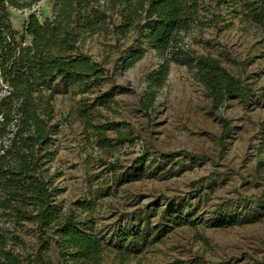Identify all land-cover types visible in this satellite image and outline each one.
Here are the masks:
<instances>
[{
	"label": "rangeland",
	"instance_id": "rangeland-1",
	"mask_svg": "<svg viewBox=\"0 0 264 264\" xmlns=\"http://www.w3.org/2000/svg\"><path fill=\"white\" fill-rule=\"evenodd\" d=\"M55 2L10 8L14 27L22 30L31 13L42 21L52 17ZM202 4L201 20L187 42L249 83L254 95L248 102L231 99L214 111L193 70L173 62L148 117L139 98L164 59L144 42V57L124 70L123 61L135 45L129 34L96 33L82 45L107 70L100 91L83 96L61 84L48 91L56 111L52 124L58 129L50 164L54 204L90 221V230L106 245L104 264H264V29L239 0ZM99 93L109 96L108 106L98 102ZM83 97L99 111L93 123L111 125L105 130L110 146L103 147L95 129L79 118ZM163 154L169 158L160 162ZM140 157H146L154 174L130 180ZM89 200L92 209L83 206ZM138 209H144L140 218L134 214ZM164 209L181 211L192 222L163 217ZM232 215L241 222L219 224ZM0 224L24 241L14 246L24 263L37 264L35 223L0 212ZM137 232L148 240L138 238L136 246L132 236ZM43 255L48 264H62L55 250Z\"/></svg>",
	"mask_w": 264,
	"mask_h": 264
},
{
	"label": "trees",
	"instance_id": "trees-1",
	"mask_svg": "<svg viewBox=\"0 0 264 264\" xmlns=\"http://www.w3.org/2000/svg\"><path fill=\"white\" fill-rule=\"evenodd\" d=\"M42 0H0V212L17 221L30 220L39 233L37 264H48L44 251L55 250L62 264H104L106 245L90 230L89 223L75 210L61 211L54 204L56 191L50 174L54 156L53 136L57 126L52 96L54 85L61 84L74 94L100 91L106 68L82 50V45L96 33L120 37L134 36L122 68L127 70L145 55L148 43L164 59L148 76L147 88L139 105L151 118L159 91L165 86L171 63L187 65L207 90L214 111L227 101L248 102L254 89L244 79L228 70L219 59L197 54L187 36L201 20L202 0H56L52 17L40 20L36 13L26 19L23 29L14 27L10 8H31ZM264 29V0H239ZM6 92L3 93V87ZM96 99L108 106L109 96ZM95 102L81 98L77 114L95 129L103 147L110 146L105 134L107 123H93L97 118ZM99 112V111H98ZM226 132L228 121L221 118ZM132 135L129 131L128 136ZM169 155L160 156V162ZM146 157L134 164L130 180L151 176ZM92 200L83 206L94 207ZM149 211V209H146ZM144 209L135 211L142 217ZM163 217L180 224L191 223L181 211H161ZM239 216L220 219L221 226L241 222ZM139 233V234H137ZM133 233L147 241L145 234ZM128 235L124 236L127 240ZM24 244L14 231L0 224V264H25L14 246ZM40 262V263H39Z\"/></svg>",
	"mask_w": 264,
	"mask_h": 264
}]
</instances>
